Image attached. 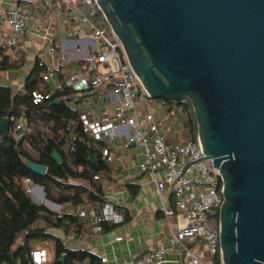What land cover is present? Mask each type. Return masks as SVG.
Here are the masks:
<instances>
[{
	"label": "water",
	"instance_id": "95a60500",
	"mask_svg": "<svg viewBox=\"0 0 264 264\" xmlns=\"http://www.w3.org/2000/svg\"><path fill=\"white\" fill-rule=\"evenodd\" d=\"M97 2L150 96L192 102L198 140L222 177L223 263L264 264V0Z\"/></svg>",
	"mask_w": 264,
	"mask_h": 264
},
{
	"label": "built area",
	"instance_id": "2783aa9c",
	"mask_svg": "<svg viewBox=\"0 0 264 264\" xmlns=\"http://www.w3.org/2000/svg\"><path fill=\"white\" fill-rule=\"evenodd\" d=\"M46 2L66 5L75 13L76 21L88 26L95 44L85 58L70 60L64 52L58 51L53 41H49L47 54L52 57V62L47 63L42 77L49 82L52 91L46 94L34 91V102L48 99L55 91L66 88L86 93L80 102L70 101L71 107L80 111L82 131L93 140L106 143L101 157L108 164L116 161L111 145L117 141L121 146L140 147L144 155L140 169L150 173L165 217L174 220L170 245L143 251L134 264H224L219 227L212 216L220 211L224 201L222 177L213 160L203 152L198 135L195 139L182 124H172L160 101L150 96L97 0ZM31 15V8L25 4L0 11V24L5 22L12 30V35L5 38L6 51L10 54L21 50V38L30 25ZM46 22L42 19L40 26L45 27ZM77 64H82V69H74ZM98 101L103 105L99 106ZM15 127L21 131L30 130L23 120H18ZM94 177L100 179L101 176L96 174ZM25 182L26 191L36 202L55 211L63 210L61 203L47 198L43 185L30 178ZM171 196H174L173 204ZM66 213L90 217L91 224L88 228L72 225L64 236L65 242L100 233L102 220H122V215L110 202L105 203L101 213H90L88 206ZM176 248L179 257L168 259V251ZM31 255L33 264H48L50 259L47 247L33 249Z\"/></svg>",
	"mask_w": 264,
	"mask_h": 264
},
{
	"label": "trees",
	"instance_id": "16d2710c",
	"mask_svg": "<svg viewBox=\"0 0 264 264\" xmlns=\"http://www.w3.org/2000/svg\"><path fill=\"white\" fill-rule=\"evenodd\" d=\"M28 63L23 51L10 54L6 46L0 44V72L20 70ZM46 69L47 63L35 56L18 90L0 83V120L5 117L10 120L7 132L0 131V264H33L31 252L35 242L53 245L54 259L49 264H76L86 255L66 248L53 232V229L67 231L73 223L78 224V216L36 202L26 191L27 178L43 185L46 196L62 207L77 209L90 204L101 213L107 202L103 184L94 177L108 170V163L101 157L106 143L95 141L82 131L80 111L70 105L72 100L80 102L86 93L66 88L35 103L34 91L44 94L52 91L49 82L42 77ZM56 98L59 101L53 102ZM157 100L167 107L171 119H179L177 122L197 138L198 126L189 98ZM18 120L25 121L30 130L16 129ZM54 150L62 156L61 161L52 156ZM91 155L97 159L95 163L89 160ZM24 157L46 165V172L32 171ZM219 213L212 215L217 227ZM105 222L101 221L102 228Z\"/></svg>",
	"mask_w": 264,
	"mask_h": 264
},
{
	"label": "crops",
	"instance_id": "0c3cea01",
	"mask_svg": "<svg viewBox=\"0 0 264 264\" xmlns=\"http://www.w3.org/2000/svg\"><path fill=\"white\" fill-rule=\"evenodd\" d=\"M16 4H25L32 10L30 25L21 38V51L27 55L29 63L20 70L0 72V83L21 87L35 56H39L46 63H51L52 57L47 54L49 41H53L58 51L64 52L70 60L85 58L88 51L94 47L95 41L88 26L76 21L75 13L66 5L59 2L49 4L46 0H0V11H5ZM42 19L47 20L43 28L40 26ZM11 35L9 25L5 22L0 24V44L5 45V38ZM46 35L47 37H44ZM74 69H82V64L75 65ZM97 103L99 106L103 105L102 101ZM162 107L168 113L172 124L180 125V122L170 118L167 107L163 104ZM108 108L111 109L110 106ZM111 147L116 155V161L114 164H108V170L100 174L101 177L97 180L105 188L107 202L112 203L122 215V220L120 222L106 220L100 233L80 236L68 242L64 241V236L70 228L67 231L53 229L66 248L86 253L76 264H134L143 251L170 245L174 220L169 221L165 217L161 209V198L157 194L156 184L151 180L150 173L140 169V163L144 159L141 148L121 146L118 141ZM80 182L90 184L87 180ZM170 201L174 203V196L170 197ZM83 206H88L90 213H97L93 205ZM64 208L66 207L60 212L77 211L80 207L66 210ZM78 218L80 220L76 225L80 228L90 226V217ZM33 246V249L47 247L50 254L48 264L53 261L54 250L51 243L35 242ZM179 255L180 252L176 248L168 251L167 258L173 260ZM105 257L107 260L103 261Z\"/></svg>",
	"mask_w": 264,
	"mask_h": 264
},
{
	"label": "rangeland",
	"instance_id": "374dc122",
	"mask_svg": "<svg viewBox=\"0 0 264 264\" xmlns=\"http://www.w3.org/2000/svg\"><path fill=\"white\" fill-rule=\"evenodd\" d=\"M20 88V86H14V89L18 90ZM177 121H180L179 119ZM48 198V197H47ZM49 199V198H48Z\"/></svg>",
	"mask_w": 264,
	"mask_h": 264
}]
</instances>
